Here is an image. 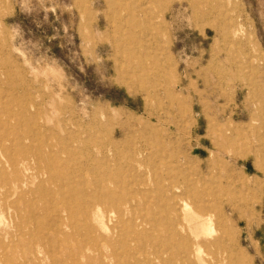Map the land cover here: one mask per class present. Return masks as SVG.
Returning a JSON list of instances; mask_svg holds the SVG:
<instances>
[{"label": "rangeland", "instance_id": "rangeland-1", "mask_svg": "<svg viewBox=\"0 0 264 264\" xmlns=\"http://www.w3.org/2000/svg\"><path fill=\"white\" fill-rule=\"evenodd\" d=\"M23 157L0 264H198L137 226L182 200L203 264H264V0H0V184Z\"/></svg>", "mask_w": 264, "mask_h": 264}, {"label": "bare ground", "instance_id": "bare-ground-1", "mask_svg": "<svg viewBox=\"0 0 264 264\" xmlns=\"http://www.w3.org/2000/svg\"><path fill=\"white\" fill-rule=\"evenodd\" d=\"M113 15V14H112ZM134 26V25H133ZM232 26V25H231ZM121 48V47H120ZM130 52H128V54H130ZM158 56V55H157ZM164 80V79H163ZM218 126V125H217ZM34 129V128H33ZM36 126H35V130H36ZM30 132V131H29ZM40 132V130H39ZM6 136V134H5ZM40 136V135H39ZM12 141V140H11ZM32 141V140H31ZM155 142V141H153ZM62 145V144H61ZM10 146V145H9ZM69 148V147H68ZM73 149V148H71ZM15 155V154H14ZM126 158H128L129 160L132 161H136L137 164L142 163V161L144 160V153L143 150L138 149L137 151L132 150L130 151V153L127 154ZM24 157L23 158H10L9 160L5 161V166L6 168L4 169V176L5 178L1 179V184H0V188H3L5 190H10V188L12 187L13 189L17 188V184L19 182V171L21 169H27L26 166H24ZM32 159V158H31ZM255 160V159H254ZM93 161V159H92ZM172 161V160H170ZM80 164V163H79ZM60 167V166H59ZM79 167V166H78ZM81 168V167H80ZM164 168V167H163ZM167 168V167H166ZM79 169V168H78ZM29 170V169H28ZM81 170V169H80ZM89 170V169H88ZM92 170V169H90ZM95 170V169H94ZM165 171V170H164ZM98 172V171H96ZM130 172V171H129ZM169 172V171H168ZM119 173V172H118ZM11 174L13 175V177H10ZM109 175V174H108ZM119 175V174H118ZM127 175V174H126ZM92 176V175H91ZM198 176V175H197ZM142 177V176H141ZM154 177V176H153ZM200 177V176H199ZM77 178V177H76ZM171 178V177H170ZM120 180V179H119ZM156 180V179H155ZM154 180V181H155ZM177 180V179H176ZM81 181V180H80ZM90 182V181H89ZM93 182V181H92ZM96 182V181H95ZM98 182V181H97ZM13 185H12V184ZM168 189L171 191V189H173V185L172 182L169 180L168 181ZM176 183V182H175ZM157 184V183H156ZM179 184V183H178ZM128 185V184H127ZM189 185V184H188ZM45 186V185H44ZM62 186V185H61ZM100 186V185H99ZM175 190H179L178 186H175ZM98 191V190H97ZM188 191V190H187ZM190 192V191H189ZM181 193V192H180ZM207 193V192H206ZM224 193V192H223ZM180 200H182V197L180 198ZM194 200V199H193ZM65 202V201H64ZM203 202V201H202ZM196 203V202H195ZM114 205V203H113ZM165 205V204H164ZM163 205V206H164ZM181 206L180 208V212L181 213H175L174 216H171L169 212H167V214H169V216L165 217H161L159 219H154V221L151 220H142L140 219V222L137 224V226H142V228H145L148 225H150L151 228H155V226H157L158 224L161 226H164V234L165 236L168 237V240H172L175 241L173 243H171L170 245L173 247L175 246L176 248H180L181 252H183V257H188L189 254H193L195 255V261L198 264H203L200 258V250L203 249L202 247H200L201 245V241L197 240L198 237L202 234V233H208L212 231V225H211V221H212V214L210 209L207 206H199L197 207V209L195 210H191L190 209V205L187 202H184V200H182V203L179 205ZM61 208V207H60ZM165 208V206H164ZM117 209H120V206L117 205L115 208V211L110 212V214H115L117 212L118 220H116V222L114 224H112V226L110 227L112 230L117 229L118 227V223L120 222V218L121 217V213L123 214V209L121 208L119 211ZM179 210V207L177 208ZM31 210V209H29ZM28 210V211H29ZM142 210V209H141ZM176 210V208H175ZM191 210V211H189ZM121 211V213H120ZM137 211V210H136ZM119 212V213H118ZM219 212V211H218ZM158 213V211H157ZM213 213V212H212ZM43 214V213H42ZM79 214V213H78ZM182 214V215H181ZM55 215V214H53ZM100 216L98 218H100V223L102 225V228L104 229H108V224L107 222L110 220V218H108V220L104 219V213L101 212V214H99ZM160 215V214H159ZM161 216V215H160ZM51 217V216H50ZM109 217V215H108ZM52 219V218H51ZM49 220V219H48ZM11 221V220H10ZM99 221V219H98ZM83 222V221H82ZM110 223V221H109ZM222 223V222H221ZM93 226V225H92ZM30 227V226H29ZM161 228V227H158ZM157 228V229H158ZM159 230V229H158ZM60 231V230H59ZM86 231V230H85ZM116 231V230H115ZM114 231V232H115ZM162 230H159V232ZM215 232V231H214ZM163 233V232H162ZM49 234V233H48ZM161 234V232H160ZM210 234V233H209ZM208 234V235H209ZM162 235V234H161ZM191 236H194V242L190 239ZM210 236V235H209ZM86 238V237H84ZM29 239V238H28ZM58 241V240H57ZM191 241V242H190ZM28 244V243H27ZM158 244V243H157ZM25 246V245H24ZM56 246V245H55ZM70 247V246H69ZM199 247L201 249H199ZM30 248V247H29ZM51 248V247H50ZM123 248V247H122ZM174 250V249H173ZM47 252V251H46ZM170 252L167 249H164L161 253H167ZM26 253V252H25ZM69 253V252H67ZM171 253V252H170ZM29 254V253H28ZM27 254V255H28ZM116 254V253H115ZM131 255V254H130ZM165 256V255H164ZM29 257V256H28ZM66 257V256H65ZM182 257V258H183ZM149 259V258H148ZM142 261V260H141ZM150 261V260H149ZM153 262V261H152ZM151 262V264H152ZM33 263V262H32ZM40 263V261H39ZM146 263V262H145ZM174 263V262H173ZM18 264V263H17ZM147 264V263H146ZM169 264V263H168Z\"/></svg>", "mask_w": 264, "mask_h": 264}]
</instances>
